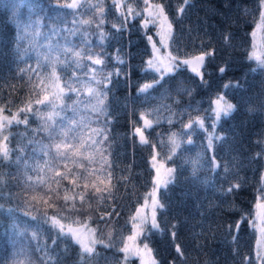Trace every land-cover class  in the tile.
Instances as JSON below:
<instances>
[{
	"label": "trees",
	"instance_id": "1",
	"mask_svg": "<svg viewBox=\"0 0 264 264\" xmlns=\"http://www.w3.org/2000/svg\"><path fill=\"white\" fill-rule=\"evenodd\" d=\"M70 2L0 0V107L11 113L39 98L34 94L39 80L30 69L39 63L38 71L47 77L51 67L44 57L75 47L86 53L84 67L73 64L64 72L57 64V72L63 82L75 71L80 81L103 92L104 111L81 104L77 111L66 109L55 119L63 124L83 121L87 129L102 130L97 140L107 139L98 147L81 149L84 155L65 167L62 160L52 159L54 149L44 155L45 146L58 142L50 138L42 119L50 107L33 104L32 112L20 113L23 119L27 116V124L7 128L10 158L0 159V264L123 262L120 248L134 210L153 184V149L174 170L157 192L163 205L156 211L158 228H148L143 236L156 264H259L250 221L257 197L264 194V66L249 53L250 32L262 15L261 0H150L163 6L172 24L168 48L177 60L207 54L203 79L185 66L163 79L146 68L151 55L148 34L153 32L151 24L143 26L144 0H121L123 15L113 0H103L102 16L87 5L75 10L59 6ZM129 3L140 15L127 14ZM85 19L90 23L79 22ZM88 54H100L103 63L93 64ZM92 68L103 81L99 85L91 79ZM148 83L154 87L142 92ZM226 84L231 86L225 88ZM75 86L83 101L95 103L80 83ZM221 94L234 110L213 124L211 101ZM75 95L68 93L73 99ZM64 103L73 100L66 98ZM142 114L152 121L151 127H144ZM197 118H203V128L185 127ZM135 128L142 129L147 144L138 139ZM173 133L180 147L169 160ZM45 161L51 163L46 166ZM56 170L69 179L56 177ZM97 170L111 172V180ZM73 173L87 179H78L76 187ZM39 177L45 182L39 183ZM65 196L74 197L67 206ZM73 202L76 210L71 209ZM52 216L63 218L65 224L87 222L104 243H97L91 255L84 254L75 240L59 235ZM132 262L138 264L136 259Z\"/></svg>",
	"mask_w": 264,
	"mask_h": 264
},
{
	"label": "snow or ice",
	"instance_id": "2",
	"mask_svg": "<svg viewBox=\"0 0 264 264\" xmlns=\"http://www.w3.org/2000/svg\"><path fill=\"white\" fill-rule=\"evenodd\" d=\"M185 3H187V0H185ZM261 3L264 4V0H261ZM114 6L117 8V10L121 11V14L123 15V9H122V2L121 0H113ZM144 4L146 5L144 11L148 13V17L144 20V26H147L149 23H158L159 28L161 29L160 32L157 34L160 36V43L162 46L167 47L166 44V38L170 39L171 36V30H172V24L168 22V17L164 13V9L162 5H152L150 3V0H144ZM87 5L90 8H93L96 13L99 15H103L104 13V7H103V0H97V3L91 4V0H72L70 3H64L60 4V7H65L68 9H78L80 7H84ZM155 7L158 9V12L153 15V12L151 9ZM183 11V9H181ZM127 14L129 16L131 15H140L139 12H137L129 3L127 5ZM262 19H264V14H262ZM82 24H89V20H81L79 21ZM102 22V21H101ZM76 23V21H74ZM166 26V27H165ZM115 27V25H114ZM71 34L75 35V32L72 30H69ZM36 35H39V33H36ZM255 36V33H253ZM24 37H21L23 39ZM148 40L152 42V37L148 36ZM152 48L155 53H159L160 49L156 47V43L152 42ZM61 55H63L65 58L61 59ZM86 53L83 50H76L75 47H64L61 49V51L54 57H50L46 55L44 59L47 61L48 65L51 67V72L47 75V77L42 76L41 73L38 71V68L41 67V65L38 63L37 68L30 69L32 72L36 73L37 79L39 80V84L35 86L36 89L39 91L36 92L34 90V94L39 96V98L33 100H29L27 102V106L24 108H20L17 113L5 115V109L0 107V159L8 160L10 158V150L8 148V144L6 143L9 139L7 135H3L4 129L10 127L14 122L15 123H25L27 124V116L23 120L19 119V113L20 112H32L33 111V104L35 105H46L51 108V111L47 112L42 116V119L44 120L45 130H49V136L53 140H58V142L45 146L44 147V155L49 156L52 149L55 150L54 155L52 157L53 160L59 159L62 160L65 163V167L67 166V162L69 160H73L74 157L77 156H83L84 153L81 152V149L86 150L87 148H94L98 147L100 144L103 143V140H106L107 137L104 136L102 140H97L95 137L97 136H103L102 130L99 129H87V125L81 121L80 123H77L76 120H69L67 124L58 123L55 117L60 116V113L62 111H65L66 109L71 108L74 112L78 110L79 105L84 104L85 107H90L92 111L102 113L104 111L103 105H104V93L101 91H98L97 88L92 87L91 85L84 83L83 81H80L79 77L77 76L76 72L73 71L71 75H68L62 82L61 75L57 72V64L61 65V67L64 69V72H67L68 69L72 67L73 64L77 68L84 67L82 65L81 61L85 57ZM207 55V54H205ZM205 55H199L196 57H193L192 59H185L181 61L184 65L191 66L192 72H194L197 76H200L201 79L202 73L200 71V68L203 66V62L205 60ZM252 58H255L260 65L264 66V58L257 55L255 52L253 53ZM87 59L91 60L93 64L100 65L103 63V59L100 57V54H96L95 58L93 55L88 54ZM177 60V57L173 56L170 52L167 53L164 57L155 56L153 59H150L147 61V65L149 68L154 69V71L161 73V79H163V75L172 72L173 67H178V64H175V61ZM165 61H168L167 64H165ZM24 71V70H21ZM92 72L91 79L97 84H101L103 81L96 79V69L92 68L90 69ZM225 71L224 68H220V72L223 73ZM87 74V73H86ZM107 80V77L105 78ZM77 83H80L83 88H85L88 92L89 97L94 98L95 103H92L91 100L88 102L83 101L80 98V90L75 86ZM155 83H159V80H157ZM41 85L43 87H41ZM106 86V85H105ZM231 85L226 84L224 85L225 88L230 87ZM154 87V84H145L140 90L146 91L149 88ZM74 93L75 98L68 96V93ZM41 93H47L44 95H40ZM72 99V104H66L64 103L65 99ZM59 102V103H58ZM211 103L214 105V107L211 109V111L214 113L215 118L219 120L221 114H224L225 116L230 114L234 110V105L229 103L223 94L217 96V98L214 101H211ZM63 119V118H62ZM141 119L144 120V127L148 128L152 126V121L146 119L144 115L142 114ZM193 124H198L201 128L204 127L203 119L197 118L196 120H190L188 125H185L186 128H191ZM87 129V131H86ZM136 132L140 134V140L142 143L147 144L148 140L144 137L143 131L141 128H136ZM31 142V141H30ZM170 143H171V149L170 154L167 156V159H171L172 155L175 154V151L177 148L180 147V144L178 143L176 139V134L173 133L170 137ZM191 143V141H189ZM155 148V145H153ZM209 147H211V137L209 138ZM20 151H23L22 149ZM85 159H89V157L85 156ZM18 160L22 159L21 156L17 157ZM152 159L155 161L156 156L154 155ZM51 161H45V165H49ZM110 167V165H109ZM153 167H156L155 164H153ZM161 168H164V164L161 163L160 167L156 168L157 172V181L156 186L159 188L161 185L166 186L169 182L168 180H162L159 179L161 176ZM41 172L44 171L43 168L40 169ZM49 171H52V168H49ZM71 171V170H69ZM174 170L171 168L165 169V175L171 176L172 172ZM102 175H105L106 178L110 181L111 180V172L104 171V170H97ZM93 173H89V175H92ZM55 176L60 177L61 179H69V176L67 173L62 174L59 170L55 171ZM73 179L72 183L79 187L77 184L78 179H87V177L80 176L76 173H73ZM99 179V176H97ZM39 183H44L43 177H39ZM28 180L31 181L32 177L29 176ZM57 184H59V180L55 181ZM101 183L103 181L101 180ZM87 183L84 184V188H87ZM93 187H95V184L93 183ZM238 187V185L234 186ZM97 192H100V188L95 189ZM228 191H232V188H229ZM156 189L153 190L152 193V214H151V226L152 228H158V224L155 220V209L157 207H163V205L159 204V201L156 199ZM33 200L36 199L35 196L32 197ZM72 199L74 200V197H68L65 196V204L67 206L68 201ZM85 197L83 195L80 196V200L84 201ZM47 203V200L44 201ZM71 209L76 210V204L73 202L71 204ZM257 209V219L264 222V203H257L256 205ZM28 215V213H26ZM32 219H36V217H32ZM51 220L52 226L54 228H58L59 235L70 237L77 244L80 245L81 250L84 254L91 255L94 252V246L97 243H104L103 240H98L95 238V230L88 227L87 222L81 223L78 220H73L71 223L65 224L62 223V219H58L56 216H52L49 218ZM243 219V218H242ZM132 233L127 236V238L123 241V247L120 248V251L125 253V259L128 255L136 254L141 256L142 258V264H145L144 257H148L147 264H156L155 260L151 257L152 250L149 248L147 243H143L142 247H140L137 244V240L140 236L144 235V225L147 223V217L141 215V210L137 209L136 216L132 217ZM73 224H78V227H73ZM255 226V224H254ZM236 229L239 230L240 224H236ZM261 235L264 237V228H261ZM35 236L36 234L33 233ZM111 243V241H109ZM107 246V245H106ZM258 246L264 247V240L258 241ZM177 252L180 251L179 247H177ZM257 259L264 261V255L261 254L260 251L257 252ZM14 264H19V262H14Z\"/></svg>",
	"mask_w": 264,
	"mask_h": 264
},
{
	"label": "rangeland",
	"instance_id": "3",
	"mask_svg": "<svg viewBox=\"0 0 264 264\" xmlns=\"http://www.w3.org/2000/svg\"><path fill=\"white\" fill-rule=\"evenodd\" d=\"M72 1V0H71ZM152 5H157L159 3H152L150 2ZM160 5V4H159ZM151 11L153 12V15H155L157 12H158V9H156L155 7H153L151 9ZM261 12L262 14H264V4H261ZM144 18H149L148 17V13L144 11ZM144 19V20H145ZM144 20H143V26H144ZM169 22V21H168ZM258 23H256V25L254 26V28L252 29V31L250 32L251 33V49H250V55L251 57L253 56V53L255 52L257 55L261 56L264 55V19H262V15L260 16V18L258 19L257 21ZM152 25V34H148V36H151L152 37V42H155L156 43V47L160 49L159 53H155L153 48H152V42H150V49H151V55L147 58V61H149L150 59H153L155 56H160V57H164L167 53L170 52V49L168 48V42H169V38H166V44H167V47H164L161 45L160 43V36L157 34L158 32L161 31V29L159 28L158 26V23H149ZM166 27V26H165ZM253 33H255V36L253 35ZM199 55H204L203 53H198L196 55H193V56H188V58H183V59H178L175 61V64H178L179 66H185L187 68H190L191 69V66L189 65H184L181 63V61L185 60V59H192L193 57H196V56H199ZM255 59V58H254ZM256 60V59H255ZM257 61V60H256ZM168 61H165V64H167ZM146 68H149L148 65H146ZM177 67H173V70H175ZM151 69V68H149ZM154 70V69H152ZM200 71L202 73V70L200 68ZM156 72V71H155ZM159 76H161V73H158L156 72ZM194 73V72H193ZM168 74V73H166ZM195 74V73H194ZM196 75V74H195ZM200 77V76H198ZM148 84H151V83H148ZM225 97V96H224ZM216 99V98H215ZM214 99V100H215ZM225 99L231 103L226 97ZM232 104V103H231ZM212 107H214V105L212 104ZM19 110V109H18ZM18 110L14 111V112H4L5 115H10V114H15L18 112ZM21 113V112H20ZM20 113H19V119L22 120L23 118L20 116ZM224 115V114H221V116ZM220 116V118H221ZM213 124H216L218 122V120L215 118V115L213 113ZM219 118V119H220ZM203 119V118H202ZM15 123V122H14ZM204 123V122H203ZM198 125V124H197ZM199 126V125H198ZM200 127V126H199ZM134 132H136V128L134 129ZM7 134V128L4 129L3 131V135H6ZM137 137L138 139H140V134L137 133ZM209 142V140H208ZM153 154L151 156V158L149 159V162L151 164V167L153 169V172H154V177H153V184L152 186L147 190L146 192V195H145V198L143 200V202L136 207V209L134 210V216H136L137 214V209H140L141 210V215L142 216H146L147 217V223L144 225V235L147 231L148 228H152L151 226V214H152V193H153V190L156 189V199L158 200V189L161 188V187H164V185H161L159 188H157L156 186V181L158 179L157 177V172H156V168L160 167V164L163 163L164 164V168H161V176L159 179H162V180H168L170 181L172 179V175H173V172L171 174V176H166L164 173H165V169L167 168H171L172 169V166L168 165L165 161H162L158 158L157 156V151H155V149H153ZM156 156V160L154 161L152 159L153 156ZM153 164L156 165V167H153ZM263 177H264V171H263ZM257 201L255 202V205H254V214L251 218V221H250V225L252 226L253 229H255L256 231V237H255V242H254V249H255V255H256V258H257V252L260 251L262 255H264V247H261V246H258V241H261V240H264V237H262L261 235V228H264V222H262L261 220L257 219V209H256V205L257 203H264V194L260 197H257ZM160 204V203H159ZM158 208V207H157ZM157 208L155 209V212L157 211ZM155 220H156V215H155ZM157 223V222H156ZM132 224H133V221H131V229H130V232L127 233L126 235H130L133 231L132 229ZM158 224V223H157ZM255 224V226H254ZM79 225H73V227H78ZM90 228V227H89ZM140 236L137 240V244L142 247L143 243H147L146 240L143 238V236ZM127 236L125 237V239L127 238ZM96 238V237H95ZM123 246V245H122ZM149 248L151 249L150 245H148ZM123 256H124V261L121 262L120 264H134L132 262L133 259H136L138 264H142V258L141 256L139 255H136V254H131V255H128L127 258L125 259V253H123ZM151 257L154 259V255H152L151 253ZM129 259V260H128ZM144 261H145V264H147V260H148V257H144L143 258ZM155 260V259H154ZM258 263L259 264H264V261H261L258 259Z\"/></svg>",
	"mask_w": 264,
	"mask_h": 264
}]
</instances>
